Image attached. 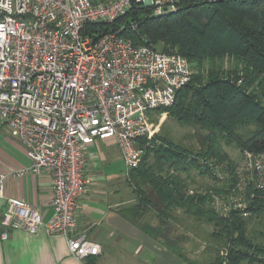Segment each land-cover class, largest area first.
<instances>
[{
    "label": "built area",
    "instance_id": "obj_1",
    "mask_svg": "<svg viewBox=\"0 0 264 264\" xmlns=\"http://www.w3.org/2000/svg\"><path fill=\"white\" fill-rule=\"evenodd\" d=\"M147 6L153 16L179 7L178 0H0V126L12 129L31 160L28 168L0 173L5 228L62 234L82 261L101 253L98 243L77 233L91 183L88 147L114 139L128 171L139 168L159 131L154 118L167 114L158 109L173 105L193 75L179 53L135 45L120 31L96 38L87 28ZM211 172L225 188L211 191L212 210L223 218L250 216L264 193V151L245 150L234 166L216 163ZM27 173L53 178L54 213L47 222L29 201L6 196L9 178ZM8 237L4 229L1 238Z\"/></svg>",
    "mask_w": 264,
    "mask_h": 264
},
{
    "label": "trees",
    "instance_id": "obj_2",
    "mask_svg": "<svg viewBox=\"0 0 264 264\" xmlns=\"http://www.w3.org/2000/svg\"><path fill=\"white\" fill-rule=\"evenodd\" d=\"M178 5L177 11L163 16H153L148 6L133 7L112 23L87 27L96 38L120 31L135 45L149 43L186 57L193 70L191 80L178 91L173 105L158 112L208 131L195 150L158 132L141 166L129 172L137 200L123 212L136 223L154 212L167 224L142 223L144 229L177 251L173 239L181 237L172 236L174 226L168 223L181 209L214 224L212 236L226 247L227 254L219 249L214 260L200 264H264V241L258 242L248 226L250 219L264 214V193H258L248 217L234 213L223 218L209 204L212 190H225L215 182L212 165H235L224 146L264 151V0H178ZM194 169L213 180L203 192L189 187L187 179ZM260 234L264 237V230Z\"/></svg>",
    "mask_w": 264,
    "mask_h": 264
},
{
    "label": "crops",
    "instance_id": "obj_3",
    "mask_svg": "<svg viewBox=\"0 0 264 264\" xmlns=\"http://www.w3.org/2000/svg\"><path fill=\"white\" fill-rule=\"evenodd\" d=\"M87 158L91 183L77 212V233L98 243L101 253L82 261L71 254L62 234L49 233L45 228L36 234L5 228L1 218L7 209V199L0 197V264H191L144 229L142 223L167 224L154 212L147 214L142 223L129 219L123 212L136 203L137 195L117 141L98 140L88 147ZM30 165L23 142L8 125L0 126V173ZM6 196L29 201L40 209L44 222L53 216V178L49 173L11 176ZM179 211L174 212L169 226H183ZM4 229L9 231L7 239L1 238Z\"/></svg>",
    "mask_w": 264,
    "mask_h": 264
},
{
    "label": "rangeland",
    "instance_id": "obj_4",
    "mask_svg": "<svg viewBox=\"0 0 264 264\" xmlns=\"http://www.w3.org/2000/svg\"><path fill=\"white\" fill-rule=\"evenodd\" d=\"M154 121L156 125H159L158 132L162 137L193 150L203 144L204 136L208 133L206 129L197 125H182L174 118L168 117V115L162 120L156 117ZM247 130L241 129L242 132H246ZM224 148L234 161L239 159L241 152L237 147L224 146ZM190 172V177L187 180L191 190L203 192L209 185L213 184L211 178L201 175L198 170L194 169ZM183 174L187 176L186 173ZM179 212H181L178 214L179 218L182 219L183 226H175L172 236L181 238L173 239L174 244L172 245L177 251L181 250L184 256L191 260V264L206 263L214 260L217 257L219 249L221 254H227L226 247H224L222 241L212 236L215 228L214 224L197 220L195 217L185 214L183 210ZM248 226L249 233L258 242H263L264 237L260 234V231L264 230V214L261 217H253L250 219ZM243 264L248 263L244 262Z\"/></svg>",
    "mask_w": 264,
    "mask_h": 264
}]
</instances>
